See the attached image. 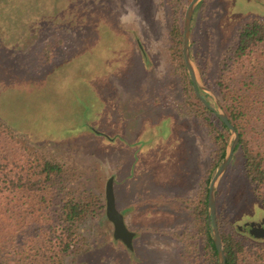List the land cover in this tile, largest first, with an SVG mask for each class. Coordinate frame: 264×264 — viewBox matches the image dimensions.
<instances>
[{
	"label": "rangeland",
	"instance_id": "obj_1",
	"mask_svg": "<svg viewBox=\"0 0 264 264\" xmlns=\"http://www.w3.org/2000/svg\"><path fill=\"white\" fill-rule=\"evenodd\" d=\"M177 1L0 0V122L63 166L68 195L100 203L78 223L81 248L62 264H212L197 206L233 137L200 108L176 51L173 22L181 17L183 53L191 0ZM251 17L264 20V0H201L193 13L202 95L214 107L216 97L228 117L222 59ZM253 122L248 145L264 153V118ZM4 142L3 153L16 152L7 148L19 144ZM244 161L239 145L218 181L216 213L225 229L250 235L245 223L262 222L264 205ZM111 176L116 206L136 233L133 249L113 237L106 215Z\"/></svg>",
	"mask_w": 264,
	"mask_h": 264
},
{
	"label": "trees",
	"instance_id": "obj_2",
	"mask_svg": "<svg viewBox=\"0 0 264 264\" xmlns=\"http://www.w3.org/2000/svg\"><path fill=\"white\" fill-rule=\"evenodd\" d=\"M178 2L177 0H175ZM177 11V9H176ZM176 51L182 57V23L176 14L173 22ZM224 74L219 84L227 87L229 118L240 134L239 145L245 158L249 182L264 205V153L248 145L245 126L254 118H264V20L251 17L239 28L237 41L222 59ZM201 93L204 92L201 90ZM202 111L212 113L197 97ZM228 98V100H229ZM223 128L225 123L215 116ZM226 141L225 135L221 136ZM5 138L17 143L5 152ZM3 141V144L1 145ZM18 149L24 155L18 156ZM235 149V150H236ZM225 155L222 147L221 158ZM63 166L20 144L16 135L0 122V264H62L64 257L81 248L83 237L78 223L100 208L95 196L79 198L68 195ZM210 179V178H209ZM209 182V181H208ZM200 230L209 263L218 264L217 249L207 223V199L198 206ZM226 264H264V240L246 234L240 226L225 229L217 221Z\"/></svg>",
	"mask_w": 264,
	"mask_h": 264
},
{
	"label": "water",
	"instance_id": "obj_3",
	"mask_svg": "<svg viewBox=\"0 0 264 264\" xmlns=\"http://www.w3.org/2000/svg\"><path fill=\"white\" fill-rule=\"evenodd\" d=\"M201 0H191L188 4L185 17H184V31H183V56L186 64L187 71L190 76V81H192L194 92L198 98L212 111H214L218 117L225 123L232 134V141L228 145V149L225 153V157L220 164V166L215 170L213 177L211 178L209 189H208V198H207V205H208V224L212 231V237L217 249L218 264H226L225 259L226 255L223 248V243L221 239V235L218 229L217 224V213H216V190L218 181L221 175L224 173L225 168L231 162L236 146L240 140V134L237 131L234 124L231 122L228 115L221 109V105L219 101L214 97L216 101V107L211 105L207 99L202 95L201 89H206L202 83L198 80V74L196 72L194 61L191 57V45H190V36H191V24L194 10L197 4ZM212 95H214L212 93ZM105 196H106V215L108 219L113 223V237L117 240L122 241L129 249H133L134 244L133 240L136 235L135 231L129 229L126 224L124 214L117 208L116 200H115V191H114V177H109L106 183L105 189ZM263 223V225H262ZM262 223H257L256 221L246 222V226H250L249 232L256 237H264V220ZM259 229H262L261 233H257Z\"/></svg>",
	"mask_w": 264,
	"mask_h": 264
},
{
	"label": "flooded vegetation",
	"instance_id": "obj_4",
	"mask_svg": "<svg viewBox=\"0 0 264 264\" xmlns=\"http://www.w3.org/2000/svg\"><path fill=\"white\" fill-rule=\"evenodd\" d=\"M257 223H259V222H257ZM260 223H262V222H260ZM262 225H263V223H262ZM249 229H250V226H249ZM262 232V229H259L258 231H257V233H261ZM264 232V231H263Z\"/></svg>",
	"mask_w": 264,
	"mask_h": 264
}]
</instances>
